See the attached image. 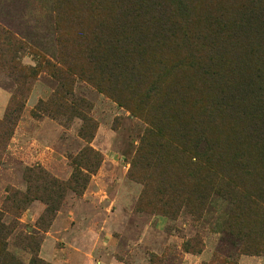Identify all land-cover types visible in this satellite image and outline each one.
Listing matches in <instances>:
<instances>
[{
  "label": "rangeland",
  "instance_id": "rangeland-1",
  "mask_svg": "<svg viewBox=\"0 0 264 264\" xmlns=\"http://www.w3.org/2000/svg\"><path fill=\"white\" fill-rule=\"evenodd\" d=\"M186 1L192 14L236 8L233 0ZM57 3L0 0L7 253L21 264H264V147L246 134L233 139L241 125L229 132L218 120L231 166L215 169L203 199L207 172L194 144L179 138L181 127L173 124V141L150 136L166 122L170 77L158 73L135 91L131 109L122 107L83 54L92 13ZM60 55L73 67L69 81L43 66L48 59L62 68ZM246 157L261 183L252 168H238Z\"/></svg>",
  "mask_w": 264,
  "mask_h": 264
},
{
  "label": "trees",
  "instance_id": "trees-1",
  "mask_svg": "<svg viewBox=\"0 0 264 264\" xmlns=\"http://www.w3.org/2000/svg\"><path fill=\"white\" fill-rule=\"evenodd\" d=\"M233 1L235 10L209 8L204 13L195 8L193 14L186 0L57 3L72 7L78 14L92 13L91 20L96 24L81 35V40L88 43L83 54L93 72L102 78L100 85L114 88L112 97L122 107L131 109L135 91L158 73L170 77L162 90L168 112L166 122L157 121L150 136L168 135L173 141L177 139L173 124L181 127L179 138L194 144L207 172L200 187L203 199L214 188L215 169L222 164L226 171L231 166L226 160L228 151L219 146L218 120L228 122L229 132L241 125L234 129L233 139L246 134L244 140L252 138L264 147V0ZM189 13L192 18L186 19ZM62 62L60 55L58 64L62 68L48 59L43 60V66L69 81L73 67L64 62L65 67ZM157 85L153 82L154 88ZM238 168H252L256 181L261 183L256 170L259 166L248 157L238 162ZM10 234L0 211L1 264H21L7 253ZM31 264L43 263L33 260Z\"/></svg>",
  "mask_w": 264,
  "mask_h": 264
}]
</instances>
